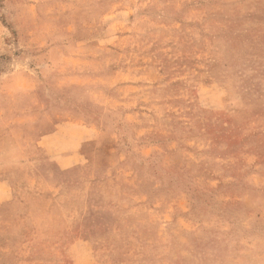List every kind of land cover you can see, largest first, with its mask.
<instances>
[{
  "label": "rangeland",
  "instance_id": "obj_1",
  "mask_svg": "<svg viewBox=\"0 0 264 264\" xmlns=\"http://www.w3.org/2000/svg\"><path fill=\"white\" fill-rule=\"evenodd\" d=\"M0 264H264V0H0Z\"/></svg>",
  "mask_w": 264,
  "mask_h": 264
},
{
  "label": "crops",
  "instance_id": "obj_2",
  "mask_svg": "<svg viewBox=\"0 0 264 264\" xmlns=\"http://www.w3.org/2000/svg\"><path fill=\"white\" fill-rule=\"evenodd\" d=\"M64 169L67 170V169H69V167H65ZM6 187H7V186H6Z\"/></svg>",
  "mask_w": 264,
  "mask_h": 264
}]
</instances>
